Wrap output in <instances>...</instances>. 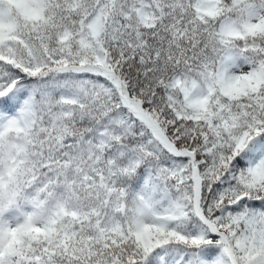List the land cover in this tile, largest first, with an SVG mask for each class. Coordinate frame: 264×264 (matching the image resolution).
I'll use <instances>...</instances> for the list:
<instances>
[{
    "label": "snow or ice",
    "instance_id": "obj_1",
    "mask_svg": "<svg viewBox=\"0 0 264 264\" xmlns=\"http://www.w3.org/2000/svg\"><path fill=\"white\" fill-rule=\"evenodd\" d=\"M0 264H264V0H0Z\"/></svg>",
    "mask_w": 264,
    "mask_h": 264
}]
</instances>
